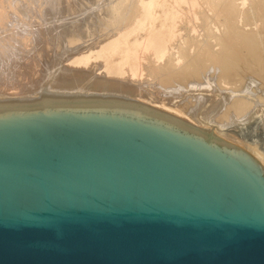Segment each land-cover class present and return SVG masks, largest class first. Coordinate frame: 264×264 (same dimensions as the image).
<instances>
[{
    "label": "water",
    "instance_id": "1",
    "mask_svg": "<svg viewBox=\"0 0 264 264\" xmlns=\"http://www.w3.org/2000/svg\"><path fill=\"white\" fill-rule=\"evenodd\" d=\"M52 75L0 98V264H264L256 159L138 101L50 90Z\"/></svg>",
    "mask_w": 264,
    "mask_h": 264
},
{
    "label": "bare ground",
    "instance_id": "2",
    "mask_svg": "<svg viewBox=\"0 0 264 264\" xmlns=\"http://www.w3.org/2000/svg\"><path fill=\"white\" fill-rule=\"evenodd\" d=\"M51 75L53 91L215 127L264 167L248 135L264 133V0H0V98L34 96Z\"/></svg>",
    "mask_w": 264,
    "mask_h": 264
},
{
    "label": "rangeland",
    "instance_id": "3",
    "mask_svg": "<svg viewBox=\"0 0 264 264\" xmlns=\"http://www.w3.org/2000/svg\"><path fill=\"white\" fill-rule=\"evenodd\" d=\"M240 26H241V24H239ZM256 28H258V27H256ZM256 28H253V29H256ZM250 28H248L247 30H249ZM255 78V77H254ZM249 79V80H248ZM256 79V78H255ZM247 81H250L251 82V80H250V78H248L247 77V79L245 80V82H247ZM256 81L259 83H261V81L259 80L258 81V79H256ZM255 81V84L257 83ZM257 83V84H258ZM264 83V82H263ZM263 83H261V84H259V86L256 84L255 86H257L258 88H261V89H263L264 90V84ZM243 84V83H242ZM246 84V83H245ZM239 85V84H238ZM260 85H262V87H260ZM223 86V85H222ZM221 86V87H222ZM215 87H217V88H219V91L217 92V93H219L220 92V94L221 93H224V92H226L225 90L226 89H224L223 91L221 90V89H223V88H220L218 85H216ZM226 88V87H225ZM218 90V89H217ZM132 100H135L136 98L135 97H132L131 98ZM135 101H138V102H140V103H143V104H145V105H148V106H151V105H149L148 103H149V101H147V100H140V99H136ZM151 107H153V106H151ZM155 109H157V108H155ZM248 135L249 136H252V137H254V139L257 141V142H263V144H264V133H263V131H260L259 132V130H257V125L255 126V128L253 129V130H251V131H249V133H248Z\"/></svg>",
    "mask_w": 264,
    "mask_h": 264
}]
</instances>
